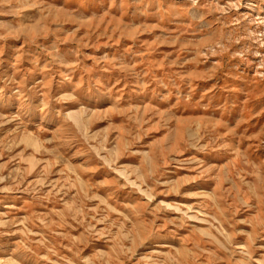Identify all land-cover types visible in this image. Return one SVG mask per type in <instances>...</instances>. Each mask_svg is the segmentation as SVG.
Instances as JSON below:
<instances>
[{
	"label": "rangeland",
	"instance_id": "rangeland-1",
	"mask_svg": "<svg viewBox=\"0 0 264 264\" xmlns=\"http://www.w3.org/2000/svg\"><path fill=\"white\" fill-rule=\"evenodd\" d=\"M0 264H264V0H0Z\"/></svg>",
	"mask_w": 264,
	"mask_h": 264
}]
</instances>
